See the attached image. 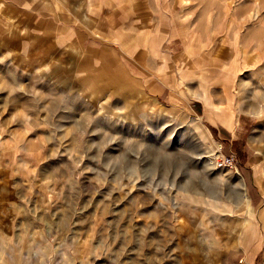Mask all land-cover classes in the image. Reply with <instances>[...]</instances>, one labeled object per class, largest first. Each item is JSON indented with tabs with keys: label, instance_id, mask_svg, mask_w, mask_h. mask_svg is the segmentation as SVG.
<instances>
[{
	"label": "rangeland",
	"instance_id": "rangeland-1",
	"mask_svg": "<svg viewBox=\"0 0 264 264\" xmlns=\"http://www.w3.org/2000/svg\"><path fill=\"white\" fill-rule=\"evenodd\" d=\"M0 264H264V0H0Z\"/></svg>",
	"mask_w": 264,
	"mask_h": 264
},
{
	"label": "crops",
	"instance_id": "crops-1",
	"mask_svg": "<svg viewBox=\"0 0 264 264\" xmlns=\"http://www.w3.org/2000/svg\"><path fill=\"white\" fill-rule=\"evenodd\" d=\"M83 5H84V7H83L82 11H85V12H84V14L82 16V19H81V14H79L78 16H74L72 18H65V16H63L62 17V20H68V21H71L72 20V21H75V22H77L78 28H79L80 24L83 21L84 22H89V23L90 22H93L94 24L89 25L88 26L89 29L87 30V33L90 32L92 34L94 33L95 30H102V29L105 30L106 29V28H103L104 27V23L103 22H106L108 24V26L110 25V23H111L110 16L112 15V11L110 9H107L106 8L107 10L99 9V10L95 11L96 9L93 10L95 8V7H93L90 10L89 9L88 10H84L86 4H83ZM101 10H102V12H101L100 15H101V17H104V18L98 19L97 18V15L99 17V13H100ZM103 13H104V15H102ZM114 14H115V16H118L117 13H114ZM117 19H118V21H116V23L123 21V20H119V18H117ZM63 27L64 28H62L61 36L63 34V30H66V34L67 35L65 37L70 38L68 29H67L68 27H65V26H63ZM109 32H110V30H109ZM94 35H96V34L94 33ZM133 45L136 46V49H133ZM141 45H142L141 41H133L132 43L128 44L127 47L130 46L129 48H131V49H128V50H130L132 53H135V52H137L138 48L141 47ZM115 53L120 54L118 50H116ZM116 61H115L116 67L119 68V69H123V65L126 64V63L123 64L121 62V60H119V59H117ZM224 122L227 125L230 124L229 121H227V120H225ZM244 200L246 202L247 207L250 208L249 207V201H248V198H247L246 193L244 194ZM253 220H254V218H253ZM248 224H249L248 226H250V227H248V229H250L251 232L254 233V229L256 228V224H254V221L252 222V220L251 221H248ZM244 240H245V243H247V244H250L251 243V238L250 237H247L246 236V239H244Z\"/></svg>",
	"mask_w": 264,
	"mask_h": 264
},
{
	"label": "built area",
	"instance_id": "built-area-1",
	"mask_svg": "<svg viewBox=\"0 0 264 264\" xmlns=\"http://www.w3.org/2000/svg\"><path fill=\"white\" fill-rule=\"evenodd\" d=\"M233 159L232 157H222V160H218L219 167L232 166Z\"/></svg>",
	"mask_w": 264,
	"mask_h": 264
}]
</instances>
